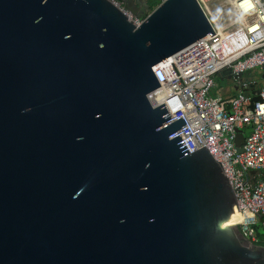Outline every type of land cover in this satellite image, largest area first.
Segmentation results:
<instances>
[{
    "label": "water",
    "instance_id": "1",
    "mask_svg": "<svg viewBox=\"0 0 264 264\" xmlns=\"http://www.w3.org/2000/svg\"><path fill=\"white\" fill-rule=\"evenodd\" d=\"M147 1L0 0V264H264L220 163L148 98L212 26Z\"/></svg>",
    "mask_w": 264,
    "mask_h": 264
},
{
    "label": "built area",
    "instance_id": "2",
    "mask_svg": "<svg viewBox=\"0 0 264 264\" xmlns=\"http://www.w3.org/2000/svg\"><path fill=\"white\" fill-rule=\"evenodd\" d=\"M197 1L214 33L169 55L176 71L167 57L154 65L159 86L148 98L175 108L164 123L185 122L170 138L180 136L188 153L205 146L220 163L238 204V228L258 244L255 225L264 226V0ZM214 1L226 22L213 16ZM215 75L229 83L224 97L210 94ZM237 130L244 133L240 151Z\"/></svg>",
    "mask_w": 264,
    "mask_h": 264
},
{
    "label": "rangeland",
    "instance_id": "3",
    "mask_svg": "<svg viewBox=\"0 0 264 264\" xmlns=\"http://www.w3.org/2000/svg\"><path fill=\"white\" fill-rule=\"evenodd\" d=\"M160 1L158 0L157 2L159 3ZM210 7L213 10V13L215 14V16L218 17L221 22L224 23V22L227 21L228 16L225 15L221 11V9H219L217 1H214V4H210ZM147 8H148V6L146 4V9ZM146 14H147V12L145 13V15ZM257 71H259V70H257ZM228 87H229V83L226 81V79L220 78L219 75H215L214 76V86L212 87V89L210 91V94L211 95L220 96V97H224L227 94L226 90H227ZM244 131H246V130H244ZM255 229L258 232V234L260 235V237L264 238V226L262 224H260V223H256Z\"/></svg>",
    "mask_w": 264,
    "mask_h": 264
},
{
    "label": "trees",
    "instance_id": "4",
    "mask_svg": "<svg viewBox=\"0 0 264 264\" xmlns=\"http://www.w3.org/2000/svg\"><path fill=\"white\" fill-rule=\"evenodd\" d=\"M157 1H158V0H148V7H149L150 9L154 8V7L157 5V3H158ZM159 1H160V0H159ZM257 234H258V232H257ZM258 236H259V239H260L258 244L264 246V238H261L259 234H258Z\"/></svg>",
    "mask_w": 264,
    "mask_h": 264
},
{
    "label": "bare ground",
    "instance_id": "5",
    "mask_svg": "<svg viewBox=\"0 0 264 264\" xmlns=\"http://www.w3.org/2000/svg\"><path fill=\"white\" fill-rule=\"evenodd\" d=\"M212 14H213V16L215 17V14H214V13H212ZM215 18H216V17H215ZM174 109H175V108L168 107L169 112H172Z\"/></svg>",
    "mask_w": 264,
    "mask_h": 264
},
{
    "label": "flooded vegetation",
    "instance_id": "6",
    "mask_svg": "<svg viewBox=\"0 0 264 264\" xmlns=\"http://www.w3.org/2000/svg\"><path fill=\"white\" fill-rule=\"evenodd\" d=\"M147 5H148V1H147Z\"/></svg>",
    "mask_w": 264,
    "mask_h": 264
}]
</instances>
